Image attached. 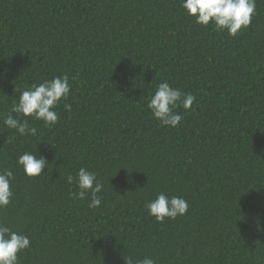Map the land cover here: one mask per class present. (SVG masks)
<instances>
[{
    "label": "trees",
    "instance_id": "1",
    "mask_svg": "<svg viewBox=\"0 0 264 264\" xmlns=\"http://www.w3.org/2000/svg\"><path fill=\"white\" fill-rule=\"evenodd\" d=\"M62 74L58 123L9 142L16 88ZM165 80L196 97L179 127L147 108ZM25 151L48 161L39 176ZM0 167L15 174L0 223L31 240L20 264H264V0L235 37L181 0H0ZM80 167L104 183L99 208L70 195ZM161 191L187 213L148 216Z\"/></svg>",
    "mask_w": 264,
    "mask_h": 264
},
{
    "label": "clouds",
    "instance_id": "2",
    "mask_svg": "<svg viewBox=\"0 0 264 264\" xmlns=\"http://www.w3.org/2000/svg\"><path fill=\"white\" fill-rule=\"evenodd\" d=\"M181 7L187 15L194 17L195 22L208 27L210 24L218 32H227L235 37L242 28H247L252 22L256 12V0H181ZM18 99L12 101L3 125L8 130H14L7 140L15 139L16 134L21 137L36 136L37 128L30 126V119L42 121L46 127L54 126L59 121L58 107L66 101L71 91L67 75L54 76L42 83H33L23 90L16 88ZM196 97L179 88L172 87L169 82L162 81L157 84L155 91L150 94L147 108L160 126L179 127L185 113L175 109L183 108L185 112L191 111ZM70 110L71 104H64ZM15 114V115H13ZM41 142V141H40ZM37 152V149H36ZM29 178L39 176L48 161L33 151H25L17 157L16 161ZM15 174L11 168L0 167V209L6 208L14 196L11 183ZM75 185L78 191L70 193L75 199H88L89 208H99L103 197V181L97 173L80 167L75 176L68 175L67 183ZM148 216L154 217L157 222L165 219H175L188 211V202L182 196H169L165 192H158L154 199L144 205ZM31 240L28 235L14 231L12 228L0 223V264H20V256L25 249L30 248ZM124 264H157L151 256L134 259L133 256H123Z\"/></svg>",
    "mask_w": 264,
    "mask_h": 264
}]
</instances>
